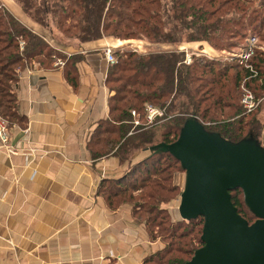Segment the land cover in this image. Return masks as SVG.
Segmentation results:
<instances>
[{"label":"crops","instance_id":"1","mask_svg":"<svg viewBox=\"0 0 264 264\" xmlns=\"http://www.w3.org/2000/svg\"><path fill=\"white\" fill-rule=\"evenodd\" d=\"M1 2L64 63L35 58L11 81L18 118L8 123V146L0 139V264H147L160 248L131 203L116 206L111 190L152 154L140 149L124 160L113 152L99 155L105 145L96 138L112 136V63L103 48L142 50L143 41L64 38L14 0ZM175 201L162 207L171 210Z\"/></svg>","mask_w":264,"mask_h":264},{"label":"trees","instance_id":"2","mask_svg":"<svg viewBox=\"0 0 264 264\" xmlns=\"http://www.w3.org/2000/svg\"><path fill=\"white\" fill-rule=\"evenodd\" d=\"M15 1L37 23L53 25L57 31L59 27L69 24L68 27L76 29L75 39L79 41L102 36L129 39L134 35L139 36L137 39L175 45L183 38L174 35L177 31L178 34L187 33L189 41L215 39L211 34L215 32L219 33L216 38L226 34L241 35L237 27L231 28V24L238 25L239 21L236 19L229 17L222 21L219 20L221 18H218L219 21L210 20L214 12L208 11L207 6L212 5L215 0H204L196 6H189L186 0H171L174 5V8L171 7L172 15L170 10L161 6L162 0H40L38 3L36 0ZM122 7L130 10L127 16L125 12L118 10ZM125 18L128 20L127 25L122 26ZM20 40L24 42L22 48L19 46ZM214 45L220 48L233 46L228 40L223 44L215 42ZM114 55L116 60L110 65L107 76L113 92L109 104V124L112 126L109 131L112 136L101 138L96 135L107 147L97 154L113 152L124 160L140 149H149L152 155L135 164L130 169L131 172L125 174L126 177L115 181L117 188L111 190L112 198L115 196L119 202L131 203L134 217L146 225L147 231L151 225L158 228L161 238L178 240L187 231L179 232L181 219L173 224L170 210L162 205L168 204L181 193L172 178L183 170L173 156L168 152L156 151L153 146L175 141L189 117L200 118L207 131L215 132L228 141L249 139L262 145L255 134L261 128L259 120L253 116L245 119L248 113L244 112L241 104V107L235 106L233 113L229 112L232 93L237 94L242 79L250 75V72L237 61L238 67L237 64L220 63L200 55L191 65L176 67V64L183 62V54L175 50H158L148 54L118 50ZM56 57H61V53L53 49L44 38L26 28L0 0V116L6 118L9 124L18 118L14 92L9 83L14 80L15 70L31 64L35 58L40 59L38 61L43 64H51ZM156 61H161L163 66H158ZM250 63L258 75L248 78L247 86L250 87L252 83L264 89V52L255 48ZM232 70H235L233 80L228 74ZM191 84L195 86L192 87ZM145 104L165 108L167 115L173 116L157 127L124 139L127 126L121 123L122 128L119 129L117 122L129 120L132 110L140 119L144 118ZM234 115H237L238 120L231 123L230 128L235 129V133L224 127L227 124L222 127L223 121L215 122L211 126L205 123L211 119L214 122L217 118L228 119ZM252 128L255 130L252 131ZM243 130L247 132L243 133ZM129 174L133 176L132 182L128 181ZM126 180L127 183L124 182ZM230 193L231 201L238 212L248 221H254L255 217L245 205L241 190L234 189ZM244 207L250 212V217H247L248 212ZM188 224L199 227L197 231L190 229V232L195 231L193 238L198 237L202 230V217L188 220ZM149 234L152 238L157 237L152 229ZM199 242L202 244L200 240ZM183 244H189L188 254L192 255L197 249L190 242ZM173 252L175 249L166 244L147 258L146 262L184 264L189 260L177 258L172 255Z\"/></svg>","mask_w":264,"mask_h":264},{"label":"water","instance_id":"3","mask_svg":"<svg viewBox=\"0 0 264 264\" xmlns=\"http://www.w3.org/2000/svg\"><path fill=\"white\" fill-rule=\"evenodd\" d=\"M153 148L168 152L184 172L179 219H203L202 244L184 264H264V146L228 141L189 117L175 141ZM234 189L241 190L253 222L232 203Z\"/></svg>","mask_w":264,"mask_h":264},{"label":"rangeland","instance_id":"4","mask_svg":"<svg viewBox=\"0 0 264 264\" xmlns=\"http://www.w3.org/2000/svg\"><path fill=\"white\" fill-rule=\"evenodd\" d=\"M39 1L40 0H36L35 2L38 3ZM186 1H187L186 4H189V6H196V5H199L200 2L201 3L204 2V0H186ZM5 5L6 4L4 3V6ZM161 6H163V8H167L168 10H170L171 15H172L171 7L174 8L173 7L174 5H173V2H171V0H162ZM207 8H208V11L214 12L213 16L210 19L211 21L218 20V18H221L219 20L222 21L223 19L229 18V17H230L229 19L233 18V19L238 20L239 21L238 25L231 24V28L235 29L237 27L238 32L240 31L241 35H232V36L228 35V36H226L227 35L226 34L223 37L216 38L219 35V33L215 32V33H211L212 36L215 37V39H213V38L211 40L196 39V40L189 41V40H187L188 39L187 33L186 34H183V33L178 34V31H177L174 33V35L179 37V38L182 36L183 38L180 40V42H178V44H175V45L166 44L163 42L156 43L155 41H152V40L150 41L149 39H148V41L145 39H143V40L137 39L139 36H134V35H132L128 40L132 39V40H142L143 41L142 50L140 49L141 46L139 47L138 45H136L134 47L135 52L141 53V54H148V53L158 51V50H175L178 53L182 52V54H183L182 60H184L185 53H191L192 58H191L190 63L187 64V63L181 61L180 63L176 64V67H179L180 65H191V63L194 62V59L200 58V56H203L206 59H212V60L220 62V63L237 64L236 61L238 62V60L236 59L235 54H237L241 50V48L244 46V44L246 42V39L249 36H255L256 37V45L257 46H259V47L264 46V0H215L214 3H212V5L207 6ZM118 10H122V12H125L126 13L125 16H127L130 12V10L125 9L124 7H122L121 9H118ZM122 22H123L122 26H124V25H127L126 22H128V20L125 18V19H123ZM222 23L224 24V22H222ZM128 24H130V23H128ZM67 25H69V24H67ZM67 25L65 24L62 27H59L58 31H59L60 36L64 37V38L69 37L71 39H75L74 32H76V29L68 27ZM131 28L133 29V26H131ZM137 29L140 30L139 28H137ZM130 33L133 34L134 32H130ZM146 37H148V36H146ZM227 40L230 43H232V45H233L230 48H228V47L220 48V47L214 45L215 42H221L222 44L226 43ZM124 50L125 49H121V51H124ZM196 56H199V57H196ZM53 62H54V60H53ZM156 64L158 66H163L161 61H156ZM237 67H238V64H237ZM228 74H229V78L231 80H233L235 70L230 71ZM9 83L12 84L11 81ZM191 86L194 87L195 85L191 84ZM230 86H231V84H230ZM249 86H250L249 89L254 93L256 98L260 99V103H259L257 109L246 114L245 119L246 118L251 119L252 118L251 116H253L259 120V122H260L259 126H261V128H260V131L255 133V134L258 135L257 137L261 140V143L264 146V89L259 88L258 86H255V84H252V83H250ZM230 88H232V87H230ZM236 93L237 94H235V95H234V93H232V97L230 100V102L232 104L229 108L230 114L233 113L235 106H238V105L240 106V104H241V102H240V98H241L240 86H239V89L236 91ZM170 99L172 100V97ZM161 109L164 111L163 118L157 117V119L153 120L152 123H147L145 121L146 120L145 117L140 119L137 116L136 112H135V115H133L130 112V119L129 120L127 119V120L121 121V122L118 121L116 125L119 127V129L122 128L121 123H125V125L127 126V131L125 132V134L123 136L124 139L129 137V136H132L134 134L136 135L138 133L139 134L143 133L145 130H147V129L150 130V129L154 128L155 126L157 127V125L163 123L164 121L171 119L170 117L173 116V114H168L169 115L168 116L165 108H161ZM132 111H134V110H132ZM4 119L6 120V118H4ZM198 119L201 120L200 118H198ZM137 120H139V122ZM237 120H238L237 115H234L228 119L217 118V120L214 122H212V119H211L205 123L207 125L211 126L215 122L221 123L223 121L224 123L222 124V127L225 124H227V126H224V127H228L230 129V131L235 133V129L233 130V128H230L231 127L230 124L236 123ZM253 130H255V129L252 128V131ZM244 131L247 132V130H243V133H244ZM106 148H107L106 146L103 147V149H106ZM115 150L116 149H114V151ZM172 182L174 184H177L178 190L181 191L182 187H183V183H184V172H178V173L174 174V176L172 178ZM178 198H179V193L176 195L175 204L170 210V212H171L170 218H171V221L173 222V224H176L177 223L176 220L179 219V217L176 213ZM114 200L116 202V206L120 204L118 198L117 199L115 198ZM244 209L247 210L246 207H244ZM247 212H248L247 217H250V212L248 210H247ZM144 214L145 213H142V215H144ZM249 221L252 222L253 220L250 219ZM179 224H181V227L179 229L180 233L187 231V234H185L183 237H180V239H178V240H176V239L170 240L168 238L163 239V238H161V236H159L160 233L157 232L158 228L153 227V226L151 227V225H149V231L152 229L154 236H157V237H154V238L149 237V239L152 241L155 240V242H157L156 243L157 247H159L160 249H162L164 245L169 244L170 247H173L175 249V252H173L172 255L177 256V258H182V260H188L192 256L191 254L187 253V250L189 248L188 247L189 244L184 245L183 243L190 242V244H192L191 246H193L194 248H198L201 245L199 242L201 234L198 237L195 236V238H193L194 232L197 231V229L199 227L198 226L193 227V225L188 224V221H186V220H181V222ZM192 228L195 231L190 232V229H192ZM146 229H147V227H146ZM153 254H151V255H153ZM151 255H149V257ZM169 258H171V257H169ZM146 263L147 264H156L155 262L154 263L146 262Z\"/></svg>","mask_w":264,"mask_h":264},{"label":"built area","instance_id":"5","mask_svg":"<svg viewBox=\"0 0 264 264\" xmlns=\"http://www.w3.org/2000/svg\"><path fill=\"white\" fill-rule=\"evenodd\" d=\"M23 43L24 42L22 40L19 41L20 48H22ZM255 48H258V46L256 45V37L249 36L246 39V42L244 46L241 48V50L237 54H235L236 55L235 57L238 60V62L250 72V75L245 77L240 84V88H241L240 102H241V105L245 113L252 112L258 107L260 103V99L256 98L254 93L249 89V87L246 84V80L248 78L256 77L258 75L257 70L250 63V58L252 57ZM114 52L115 51L112 46L106 45L103 48V53L108 63L115 62L116 58H115ZM191 58H192L191 53H185L183 62L188 64L191 62ZM63 63H64V60L61 59V57H56L53 62L55 66L62 65ZM131 113L135 115V111H131ZM163 115H164V111L160 107H157L153 104H145L144 117L147 123H152V121L156 120L157 117L163 118ZM193 118H196V117H193ZM137 121L139 122V120ZM201 123L203 124V122ZM0 139L2 140L4 146H8V122L1 116H0Z\"/></svg>","mask_w":264,"mask_h":264}]
</instances>
